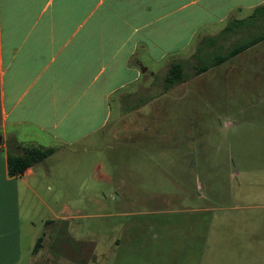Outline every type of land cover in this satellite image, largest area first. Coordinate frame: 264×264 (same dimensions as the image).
Listing matches in <instances>:
<instances>
[{"label": "crops", "instance_id": "0c3cea01", "mask_svg": "<svg viewBox=\"0 0 264 264\" xmlns=\"http://www.w3.org/2000/svg\"><path fill=\"white\" fill-rule=\"evenodd\" d=\"M263 2L0 0V264H20L22 260L20 188L34 194L29 179L35 166L13 177L6 173V142L10 140L54 147L49 156L98 137H108L104 145L117 148L137 147L149 140L156 149L150 163L174 186V192L166 195L156 173L140 177L153 182L151 189L124 183V179L119 183L121 194L110 206L56 217L63 222L84 217L95 220L76 239L62 234L63 225L48 228L35 250V242L28 247V264H52L51 251L59 248L71 264H126L120 253L130 251L132 244L147 245L148 236L170 243L175 241V232L184 228L188 259L202 263L210 259L207 245L212 240L205 228L212 226L211 216L196 231V221H168L163 215H217L215 212L240 206L264 209V190L242 191L241 182L240 189L235 186L227 198L244 195L249 204L229 201L227 208L210 204L212 199H223L217 189L218 174L208 166L210 149H214L213 158L220 163L223 160L227 165L235 157L241 171L235 167L234 178L264 186V176L252 170L264 165V39L196 73L199 65L210 64L216 54L225 53L248 34L264 32L259 16L248 27L225 30L228 20L246 18ZM172 63L180 64L182 81L164 87ZM211 132L223 134L219 142L209 137ZM226 133H230L228 137ZM226 144L232 147L228 156L220 153ZM96 148L101 150L99 145ZM11 151L17 153L15 148ZM196 151L207 154L202 195L209 205L137 211L154 216L138 224L131 221L136 213L132 197L177 200L175 197L187 191L175 181L191 176L182 170L193 165L190 158ZM143 159L147 162V157ZM164 164L180 165L182 174L168 176ZM196 198L202 196L197 193ZM104 218L110 225L107 230L109 225L99 226ZM217 220L226 221L221 216ZM217 220L214 226L219 228ZM49 223L48 219L42 221L46 227H51ZM57 236L60 238L51 239ZM159 244L152 242L153 248L148 250V254L154 251L156 262ZM239 251L241 248H235L236 254ZM140 255L148 263L147 254Z\"/></svg>", "mask_w": 264, "mask_h": 264}, {"label": "rangeland", "instance_id": "374dc122", "mask_svg": "<svg viewBox=\"0 0 264 264\" xmlns=\"http://www.w3.org/2000/svg\"><path fill=\"white\" fill-rule=\"evenodd\" d=\"M114 104L115 102H113ZM112 110L113 117L114 107ZM209 119V117L204 118V120ZM198 131L197 129L196 132ZM229 134L226 133L224 135L228 137ZM222 136L223 134L217 132H211L209 135L216 142H219V137L221 138ZM93 140L95 141L90 140L85 144L75 145L62 153H55L46 157L44 163L36 164L34 173L29 179L34 194L20 188L19 212L22 251L20 264L29 263L30 254L28 247L33 245L35 240L41 237V234H48L50 231L48 228L59 229L63 225L65 228L61 231L62 234L73 239H76L79 233L85 232V226L92 225L95 219L84 217L63 222L55 218L63 215H72L78 209L88 214L92 210L110 206L121 194V191L118 190L119 183L124 179V183L132 182L136 183L137 186L145 185L148 189H151L153 182L149 179L141 180L140 177H149L156 173L160 184L163 186V192L166 195L167 193L174 192L173 183L162 175L161 172L156 171L155 166L150 163V161H153L156 149L150 145L149 140L144 141L143 145L130 148H117L112 145L106 147L104 142L108 140V137L104 140L100 137L97 138V141L96 139ZM98 145L99 148L104 146L101 150H98L96 148ZM210 150L208 166L211 167L214 173L218 174L219 180L216 181L218 185L217 189L223 199L220 202L212 199L210 204L219 205L224 208L229 207V201L234 205L235 203H237L236 205L243 203L249 204L247 200H250L244 199V195L242 197L238 196L239 198L230 197L229 200L227 198L228 192L232 193L235 186L237 191L240 189V182L244 186L242 191L256 192L264 190V186L255 183V181L243 182L241 177L240 180L234 178L235 167L238 169V172L241 171L240 166L234 160L235 157L231 161L228 160L229 165L228 163L226 165L223 160L220 163L218 161L219 158H213L215 150ZM231 152L232 147L229 144H226L223 149H220L221 155L225 154L228 156ZM143 157H147V162L144 161ZM206 157L207 154L196 151L192 155V158H190L193 160V165L191 163L188 167L183 166L185 169L182 170L185 172L184 174H191V176L187 177L186 175L184 180L175 181V183L187 189L180 197H175L177 200H172L170 196L162 198L132 197L133 208H135L136 213L131 216V221L138 224L154 216L138 214L137 211L153 209L171 210L190 205L199 207L209 205V201H205L203 199L204 195H202L204 189L202 175L206 168ZM214 159L215 161H213ZM108 160L110 162H107ZM124 162L126 163L124 164ZM181 169L180 165L174 164H164L163 168L168 176L169 174H182L179 173ZM252 170L254 174L264 176V165H256ZM248 192H245V195ZM188 193L192 194L193 197L190 198ZM197 193L202 198H196ZM241 199H244V201ZM215 214L217 215H208L207 212H197L166 214L162 216L168 221H171V218L174 220L182 218L186 222L196 221V231L201 230L202 225L205 224L203 219L206 218L207 221L211 216L212 226L205 228L207 229L205 232L209 233L210 239L212 240L207 245V258H210L207 261L197 263L188 259V255L186 254L187 246L184 244L183 239L185 238L186 233L184 231L186 228L180 232H175L173 235L175 241H171L170 243L163 242L159 238L154 240L148 236L147 240L149 243L147 245L141 247L140 245L132 244L130 251L128 250L125 254H120L126 258V264H264V209L254 210L249 207L240 206L233 210L228 209L225 212H215ZM218 216H221L226 221L219 222L217 220ZM229 216L234 218L231 219ZM44 219L50 220L49 224L52 223L51 227L42 225ZM215 220H217L218 223L216 224H219V228L214 226ZM185 221L179 220L182 223ZM107 222L108 219L104 218L99 226L103 225L106 227L109 225ZM109 227L110 225L106 230ZM87 232L89 233V230ZM137 235L138 233H136L135 240H137ZM55 238H60V236L51 237L54 240ZM155 241L160 243L157 245V248L160 250L157 262L154 251L148 254V250H152L153 248L151 243ZM235 242L238 244L236 245ZM100 248L104 249L105 247L102 245ZM235 248H241V251L236 254ZM59 249L55 252L51 251L52 264H71L72 262H68L70 260L68 259L69 256L63 255V253L59 252ZM143 253L147 254L148 263L145 262L144 258H141L142 255L140 254Z\"/></svg>", "mask_w": 264, "mask_h": 264}, {"label": "trees", "instance_id": "16d2710c", "mask_svg": "<svg viewBox=\"0 0 264 264\" xmlns=\"http://www.w3.org/2000/svg\"><path fill=\"white\" fill-rule=\"evenodd\" d=\"M259 16V18H257ZM257 19H260L264 23V2L255 7L251 14L242 20H228L225 30L234 31L235 28L240 25L244 27L250 26V24ZM264 39V32L261 34H248L245 38L235 42L232 46L223 54H216L210 64L199 65L196 73H200L206 70L208 67L217 65L218 63L236 55L237 53L247 49L248 47L256 44L257 42ZM182 70L179 63H172L168 68L167 74L164 77V87L174 83L182 81ZM2 137L0 134V143ZM7 153H6V173L8 176L13 177L21 174L25 169L33 167L40 163L46 157L54 152L53 147H38L34 145H24L14 140L6 142ZM12 148L17 150V153L11 151ZM41 237H38L34 244V250L39 246Z\"/></svg>", "mask_w": 264, "mask_h": 264}]
</instances>
